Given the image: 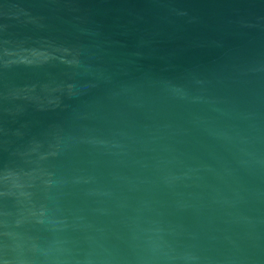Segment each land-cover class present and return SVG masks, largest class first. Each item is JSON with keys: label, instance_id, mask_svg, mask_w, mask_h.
Returning <instances> with one entry per match:
<instances>
[{"label": "water", "instance_id": "95a60500", "mask_svg": "<svg viewBox=\"0 0 264 264\" xmlns=\"http://www.w3.org/2000/svg\"><path fill=\"white\" fill-rule=\"evenodd\" d=\"M0 264H264V0H0Z\"/></svg>", "mask_w": 264, "mask_h": 264}]
</instances>
